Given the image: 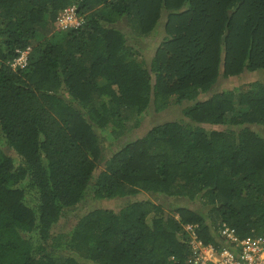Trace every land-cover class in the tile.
<instances>
[{
    "label": "trees",
    "instance_id": "trees-1",
    "mask_svg": "<svg viewBox=\"0 0 264 264\" xmlns=\"http://www.w3.org/2000/svg\"><path fill=\"white\" fill-rule=\"evenodd\" d=\"M73 5L84 24L62 30ZM245 72H264V0H0V264H184L187 226L264 237V81L212 93Z\"/></svg>",
    "mask_w": 264,
    "mask_h": 264
},
{
    "label": "built area",
    "instance_id": "built-area-1",
    "mask_svg": "<svg viewBox=\"0 0 264 264\" xmlns=\"http://www.w3.org/2000/svg\"><path fill=\"white\" fill-rule=\"evenodd\" d=\"M83 24L84 19L79 16L75 5L63 10L58 19V26L62 30L77 29ZM28 55V51L19 52L12 68H25ZM186 229L191 238V254L184 264H264V237H247L241 240L234 229L223 225L219 230L223 244L217 248L199 240L194 226H187ZM171 261L174 262L175 259L172 258Z\"/></svg>",
    "mask_w": 264,
    "mask_h": 264
},
{
    "label": "rangeland",
    "instance_id": "rangeland-1",
    "mask_svg": "<svg viewBox=\"0 0 264 264\" xmlns=\"http://www.w3.org/2000/svg\"><path fill=\"white\" fill-rule=\"evenodd\" d=\"M119 27L123 29L125 32H129V29L127 27V24L125 21L120 22ZM165 37V31H164V22L161 23L160 28L157 33H153V35L146 39L142 40V47H143V57H146L147 60H150L151 57L154 55L155 49L157 46L163 41ZM129 39V44L130 45H135V41H133L132 38ZM262 73V74H261ZM261 73H249L245 72L243 76L240 78H234V79H221L219 83L217 84V88L213 89L212 93L215 92H221L223 90L231 89L232 87L236 85H240L242 83L252 81V80H262L264 81V72ZM211 94V93H210ZM209 96V95H207ZM207 96H203L201 99L205 100L207 99ZM183 108L184 107H179V106H173L161 113L155 112L154 107L151 108L149 115H146L142 119V124L138 129L133 130L131 133L127 135V139L129 140H134L140 137H143L146 135V133L151 130L153 127L168 123V122H175L179 121L183 118ZM259 130V129H258ZM261 133L264 134V130H259ZM156 202L157 204H163L165 208H170L171 206L177 207V206H185L187 205L188 207L195 209L198 207V204H190L184 201L180 200H168V199H162L157 196H150ZM86 206L83 210H89V209H95V208H117L119 209L122 205V201H96L93 199H88L86 202ZM81 212L74 213L73 215H76ZM76 220V219H75ZM74 225V219L72 221L68 222V226L64 230H70L71 226Z\"/></svg>",
    "mask_w": 264,
    "mask_h": 264
},
{
    "label": "clouds",
    "instance_id": "clouds-1",
    "mask_svg": "<svg viewBox=\"0 0 264 264\" xmlns=\"http://www.w3.org/2000/svg\"><path fill=\"white\" fill-rule=\"evenodd\" d=\"M74 6V5H73ZM71 7V6H70Z\"/></svg>",
    "mask_w": 264,
    "mask_h": 264
}]
</instances>
